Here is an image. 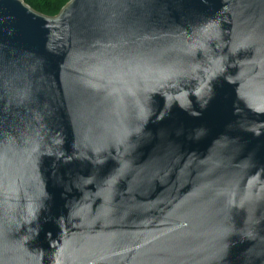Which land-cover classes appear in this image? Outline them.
Wrapping results in <instances>:
<instances>
[{
  "label": "water",
  "instance_id": "obj_1",
  "mask_svg": "<svg viewBox=\"0 0 264 264\" xmlns=\"http://www.w3.org/2000/svg\"><path fill=\"white\" fill-rule=\"evenodd\" d=\"M0 264H264V0H0Z\"/></svg>",
  "mask_w": 264,
  "mask_h": 264
},
{
  "label": "trees",
  "instance_id": "obj_2",
  "mask_svg": "<svg viewBox=\"0 0 264 264\" xmlns=\"http://www.w3.org/2000/svg\"><path fill=\"white\" fill-rule=\"evenodd\" d=\"M70 0H24L26 4L39 13L49 17L57 16Z\"/></svg>",
  "mask_w": 264,
  "mask_h": 264
}]
</instances>
